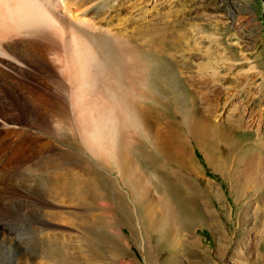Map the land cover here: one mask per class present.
<instances>
[{
  "label": "rangeland",
  "instance_id": "1",
  "mask_svg": "<svg viewBox=\"0 0 264 264\" xmlns=\"http://www.w3.org/2000/svg\"><path fill=\"white\" fill-rule=\"evenodd\" d=\"M125 2L127 8L118 12L112 24L125 32L137 55L141 54L137 62L140 72L145 69L151 81L164 62L170 63L194 99L190 105L194 120L204 119L203 124L196 122L195 134L174 126L181 117L175 113L172 97L164 96L151 81L148 100L137 98L147 116L148 139L136 122L120 126L136 133L135 141L127 143L130 148L117 137L115 143H104L110 152L98 161L83 148L76 129L70 130L74 136L69 132L67 138L46 131L39 139L40 150L57 148L80 156L103 179V197L83 202L57 196L54 208H48L40 201V189L36 195L24 193L18 207L13 206L7 215V223L12 221L9 229L17 239L25 238L23 241L31 244L37 264H59L65 258L69 264H264V176L250 166L246 169L251 156L264 155L260 148L264 136L244 123L253 119L249 116L240 124L226 116L210 118L192 85L201 77L206 80L216 69V86L223 87L221 99L226 87L238 86L247 75L252 80L249 95L257 88L264 90V0ZM33 76L42 98L50 101L64 94L61 75L49 72ZM18 87L21 91L30 88L28 84ZM262 105L258 100V110ZM53 122H49L50 128H54ZM180 138L187 148L180 146ZM232 141L239 145L232 155L214 153L213 147L218 150ZM171 151H176V156L170 157ZM43 155L39 156V167L58 159ZM177 192L199 199L195 216L185 220L175 215ZM47 221L56 227L47 228Z\"/></svg>",
  "mask_w": 264,
  "mask_h": 264
},
{
  "label": "bare ground",
  "instance_id": "2",
  "mask_svg": "<svg viewBox=\"0 0 264 264\" xmlns=\"http://www.w3.org/2000/svg\"><path fill=\"white\" fill-rule=\"evenodd\" d=\"M125 5V0H0V264H37V253L31 244L23 241L24 237L21 240V237L17 239L14 236L8 227L11 219L7 223V215L13 211V206L21 203L19 201L26 196L24 193L31 195L40 189V201L43 207L48 208H54L57 196L62 200L78 199L83 202L101 201L103 197L100 194L103 179L88 168L80 156L57 148L44 152L40 150L39 139L43 133L53 130L57 136L67 138L70 130L76 129L80 133L83 148L98 161L103 160L108 152L104 143H115L120 138L126 147L130 146L129 140L136 133L124 131L126 128L121 130L120 126L124 124L136 122L143 136L148 139L147 116L137 100H148V85L151 81L164 96L172 97L175 113L181 117L174 126L186 128L195 134L198 127L196 122L203 124L204 119L194 120V111L190 109L193 97L189 96L190 93L177 79L170 63L164 62L155 71L151 81L145 69L144 74L140 72L137 62L141 54L137 55L138 50L130 44L125 32L112 24L118 12L127 8ZM215 70L206 80L203 81L201 77L200 82L192 84L203 111H207V115L215 120L226 116L237 124L243 123L245 117L249 116L253 119L244 123L261 131L264 136V90L257 88L256 93L249 95L252 80L247 75L238 86L226 87L221 99L219 95L223 87L216 86L219 84V75ZM49 72L61 75L64 85V94L56 95L50 101L39 95L41 92L38 93L37 89L40 85L36 84V89L33 76ZM20 84H28L30 88H24L28 91L23 92L18 87ZM41 88L44 91L43 86ZM258 100L263 103V108L259 110L256 106ZM51 121L55 123L53 129L50 128ZM179 141L181 147L187 148L184 139L180 138ZM127 143H130L129 146ZM216 148L213 147L218 156L232 155L239 145L232 141L218 150ZM260 148L264 150V140L260 141ZM175 152H169V156H176ZM42 153L45 154L43 157L54 155L58 159L48 160L44 166L41 165L44 168L39 167L41 162L38 159ZM261 153L251 156L245 163H248L246 169L250 166L256 169V174L264 176V155ZM175 196L179 207L175 212L177 217L186 220L196 215L198 198L184 192H177ZM22 209L25 210V207ZM45 226L56 227L48 221ZM59 264L69 262L65 258Z\"/></svg>",
  "mask_w": 264,
  "mask_h": 264
}]
</instances>
